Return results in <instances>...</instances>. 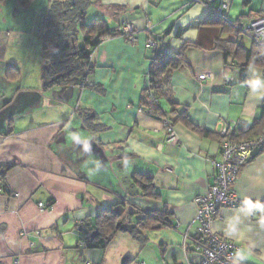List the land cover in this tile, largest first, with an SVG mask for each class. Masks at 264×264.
I'll list each match as a JSON object with an SVG mask.
<instances>
[{
  "label": "crops",
  "instance_id": "obj_1",
  "mask_svg": "<svg viewBox=\"0 0 264 264\" xmlns=\"http://www.w3.org/2000/svg\"><path fill=\"white\" fill-rule=\"evenodd\" d=\"M223 1L229 22L264 18V0ZM90 2L85 20L100 18L109 30L129 24L135 37H110L92 50L87 82L94 87L72 85L64 99L65 86L44 89L23 49L17 59L1 58L0 167H8L0 184L8 192L0 187V264H121L122 256L127 264H199L195 198L213 182L219 131L250 124L264 102L263 68L250 65L241 77V48L253 43L229 25L202 22V1ZM7 34L8 43L23 40ZM148 38L156 53L182 50L184 58L168 74L163 117L140 104L155 57ZM8 67L19 78L8 79ZM165 117L175 143L166 140ZM135 172L151 177L154 195L132 183ZM231 187L241 204L218 210L211 229L238 246L242 264H264V148L252 151ZM120 203L129 217L123 222L135 224L137 210L164 213L162 221H146L142 243L118 231L104 248L80 246L100 209Z\"/></svg>",
  "mask_w": 264,
  "mask_h": 264
},
{
  "label": "trees",
  "instance_id": "obj_2",
  "mask_svg": "<svg viewBox=\"0 0 264 264\" xmlns=\"http://www.w3.org/2000/svg\"><path fill=\"white\" fill-rule=\"evenodd\" d=\"M31 0H16L20 6H27ZM211 7H217L218 4H212L214 0H201ZM4 0H0V4ZM90 0H54L50 4V8L43 14L41 28L39 35L42 40V59L47 65L48 69H44L41 75L44 89H51L53 86H67L79 85L94 87V84H89L88 79L92 72L90 64V55L92 50L97 47L103 40L122 35L126 37L123 30H109L105 27L104 21L100 18L85 20V11L90 4ZM204 23H221L224 26L228 25L233 28L227 19L216 16L210 12L202 20ZM234 29V28H233ZM238 31V30H237ZM239 32V31H238ZM241 33V32H239ZM81 36V43L78 44L76 35ZM243 35V34H242ZM220 39L217 40V47L223 50L224 55L229 52L227 46L223 44ZM151 48V47H148ZM155 57L148 72L147 84L144 87L140 104L147 112L155 116L165 115L159 105V100L167 94L166 86L168 84V74L172 69L180 66L183 61L182 50L176 52H163L156 47L153 48ZM240 50V48H239ZM238 50H236V53ZM242 60L240 64L241 77L244 78L247 67L250 65H257L264 70V47L253 46L248 50H242ZM10 80L19 78V71L15 67H8L5 73ZM56 76H58L56 78ZM170 105L173 107L175 103L170 99ZM167 120L173 127V121L168 117L163 118ZM264 130V102L261 105L259 115L250 124H241L236 130L230 131L227 136L234 139L248 138L260 134ZM204 134L209 135L208 131ZM220 142L222 137L218 134ZM264 148V147H262ZM260 148V149H262ZM8 166L0 167V183L4 177V170ZM132 183L139 186L146 196H152L153 184L151 177L142 172H135L132 175ZM3 192H8L5 185L0 184ZM123 206V203H120ZM116 204L106 206L100 209L96 217V227L90 229L82 238L85 241V247H106L113 236L121 231L117 227L119 221H123L122 215H117L113 212ZM124 207V206H123ZM133 214L138 215V219L132 229L130 235L137 241L143 242L141 228L144 227L148 219H155L162 221L164 213L161 212H145L137 210ZM88 229V228H87ZM129 260L125 261L127 264Z\"/></svg>",
  "mask_w": 264,
  "mask_h": 264
},
{
  "label": "built area",
  "instance_id": "obj_3",
  "mask_svg": "<svg viewBox=\"0 0 264 264\" xmlns=\"http://www.w3.org/2000/svg\"><path fill=\"white\" fill-rule=\"evenodd\" d=\"M149 1L156 3L159 0ZM207 7L208 12L226 19L227 2L222 0L217 7L209 5ZM230 24L241 34L247 36L254 45L264 47V18L258 17L245 21H235L230 22ZM123 32L127 34L126 39L129 42L135 41L131 25L125 24ZM146 46L155 48V41L152 38H148ZM209 77V74L197 75L199 80H206ZM163 126L166 132V140L175 143L177 137L173 127L167 120L163 121ZM228 133L226 126L220 129L219 135L222 137V141L220 142L219 158H212L211 160L215 171L213 182L206 193L195 198L197 205L195 221L197 224L199 250L202 255L199 264H242L237 259L238 246L233 241L216 234L211 229V223L221 208H235L241 204V200L231 186L252 151L264 147V130L258 135L241 139L231 138L227 136ZM45 207L46 205L43 202L38 203L40 211L44 210ZM79 245L85 246V241L82 237L79 239ZM85 264L91 263L87 261Z\"/></svg>",
  "mask_w": 264,
  "mask_h": 264
},
{
  "label": "rangeland",
  "instance_id": "obj_4",
  "mask_svg": "<svg viewBox=\"0 0 264 264\" xmlns=\"http://www.w3.org/2000/svg\"><path fill=\"white\" fill-rule=\"evenodd\" d=\"M52 1L54 0H31L25 7L18 5L16 0H4L0 4V65L2 64L1 61L4 60L1 59L3 55L7 53L10 57L17 59L21 57L23 49V53L28 58V67H35L42 75L43 66L46 63L42 59V40L39 31L43 14L48 11ZM88 18L86 21L89 20ZM8 31L9 33L12 32V35L23 36V40L8 43ZM76 39L80 44L81 36L79 34L76 35ZM3 83L4 81H0V87ZM126 214L127 212L121 218L128 221L129 217L126 218ZM124 257L126 256L121 257L120 263Z\"/></svg>",
  "mask_w": 264,
  "mask_h": 264
},
{
  "label": "water",
  "instance_id": "obj_5",
  "mask_svg": "<svg viewBox=\"0 0 264 264\" xmlns=\"http://www.w3.org/2000/svg\"><path fill=\"white\" fill-rule=\"evenodd\" d=\"M49 65H44L43 69H48ZM58 76H56L57 78ZM72 87L73 86H65L63 87V89H61L60 91H58V93L62 94V96L64 97V99H68L71 91H72ZM113 212L117 215H122L124 212V207L121 204H117L114 208H113ZM166 221H169L168 218L165 219ZM135 224H131V223H127V222H123L122 220L119 221L117 223V227L124 232H131L132 229L134 228ZM127 260V257H124L121 264H125V261Z\"/></svg>",
  "mask_w": 264,
  "mask_h": 264
}]
</instances>
